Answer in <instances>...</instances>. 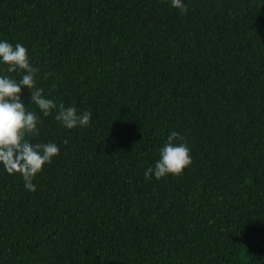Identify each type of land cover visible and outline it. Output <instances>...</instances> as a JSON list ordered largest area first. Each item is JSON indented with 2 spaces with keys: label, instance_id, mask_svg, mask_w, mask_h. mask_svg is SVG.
I'll return each mask as SVG.
<instances>
[{
  "label": "trees",
  "instance_id": "16d2710c",
  "mask_svg": "<svg viewBox=\"0 0 264 264\" xmlns=\"http://www.w3.org/2000/svg\"><path fill=\"white\" fill-rule=\"evenodd\" d=\"M184 2L0 0L43 94L91 112L41 118L35 190L0 169V264H264V0ZM170 130L191 162L145 177Z\"/></svg>",
  "mask_w": 264,
  "mask_h": 264
},
{
  "label": "clouds",
  "instance_id": "9594fccd",
  "mask_svg": "<svg viewBox=\"0 0 264 264\" xmlns=\"http://www.w3.org/2000/svg\"><path fill=\"white\" fill-rule=\"evenodd\" d=\"M169 2L181 13L186 10L184 0ZM38 71L22 43L13 44L0 38V169L18 173L29 191L36 189L32 182L34 175L60 150L54 141L33 139L39 133L41 118L51 113L65 129H72L87 125L91 117L88 109L78 111L74 104H58L43 94V89L37 85ZM22 88L29 94L27 103L21 98ZM180 137L176 130L169 131L158 148V157L143 169L145 177L151 174L159 179L179 174L191 162L189 148ZM60 143H67V140L61 139Z\"/></svg>",
  "mask_w": 264,
  "mask_h": 264
}]
</instances>
